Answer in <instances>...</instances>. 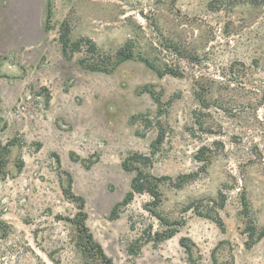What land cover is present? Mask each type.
Here are the masks:
<instances>
[{"label": "rangeland", "instance_id": "374dc122", "mask_svg": "<svg viewBox=\"0 0 264 264\" xmlns=\"http://www.w3.org/2000/svg\"><path fill=\"white\" fill-rule=\"evenodd\" d=\"M232 2L0 0V264H98L69 221L81 212L70 194L114 264H264V239L248 246L246 229L264 228V8ZM130 48L181 75L136 57L87 69ZM196 80L210 86L208 109ZM159 135L144 170L193 177L162 184L158 206L136 194L110 217L135 175L122 162L151 156ZM220 192L222 226L196 214ZM160 219L181 225L148 241Z\"/></svg>", "mask_w": 264, "mask_h": 264}, {"label": "trees", "instance_id": "16d2710c", "mask_svg": "<svg viewBox=\"0 0 264 264\" xmlns=\"http://www.w3.org/2000/svg\"><path fill=\"white\" fill-rule=\"evenodd\" d=\"M241 3L248 4L250 6L254 7H263L264 8V0H241ZM234 6V0L231 4V6ZM167 46H164L165 49L173 53L174 55H177L179 58H182V50L180 47L176 44L171 42L170 44H166ZM93 47V46H92ZM65 51V48H64ZM137 58L139 61L143 62L148 68L153 70L154 72H157L159 76L163 75H172L175 77L180 76L181 74L177 71L163 68L159 69L157 66H155L154 63H152L147 58H144L142 56H134L131 48L130 50H124L120 49L116 52L114 56V61L111 62L110 58H107V61H96V63L89 64L87 66V69L92 72H104L109 73L112 71L113 68H115L120 63H123L128 60H132L134 58ZM210 93V86L208 82H199L196 80L195 82V96L197 100L199 101L200 105L204 109L209 108V103L207 100V95ZM201 126V124H200ZM163 141L162 135H159L158 138L152 143V152L151 156H145L141 154H132L129 155L123 162H122V168L126 172L134 171L135 175L133 176L131 183H130V191L126 193L124 198L121 202L117 203L112 211L110 217H113L115 215V212L120 207H126L129 205L134 196L136 194H147L151 197L153 206H158V204L161 202V192H160V186L164 184L165 182H170L171 178L168 176H155L151 174L149 171L144 170V168L151 167L152 166V155L155 154V148L158 144H161ZM1 145V143H0ZM1 149L6 150V146H3ZM0 149V150H1ZM204 150L208 151L206 147H203L201 151ZM199 152L196 159L199 162L203 163V168H206L209 165V159L210 156H200L199 154H203L202 152ZM1 156V155H0ZM1 159V158H0ZM0 166H2V160H0ZM193 177V174L188 175H181L177 178V181L175 183H172L173 187L175 188H181L187 181H189ZM70 193V192H68ZM70 198H73L76 202L80 205V210L78 216L75 217L72 220H69L71 223H73L76 226V229L79 233L80 239L83 241V247L86 249L87 252H89L98 264H114L113 261L106 256L104 253L102 247L93 240V237L91 233L89 232L88 228L85 225L86 220V214L82 212L84 201L83 198L73 196L70 194ZM241 206L243 210L245 211L246 215H248V205L247 200L245 197V194L242 193L241 195ZM226 202V196L222 192L218 195V200L213 202V206L209 207V212L206 211V213L200 212L199 210H196V214L201 217H206L209 219H212L214 222H216L219 226H222L221 219L219 217V210L223 209ZM162 221V224L165 226V229L162 232H156L154 233V236L149 238L148 241H153L154 243H161L163 241H166L170 238H172L175 233L177 232L178 227L181 225L180 222H174L171 223L167 220L160 219ZM250 242L247 244L248 246H251L252 244H255L256 242L260 241L261 239H264V228L257 229L255 225L252 224V222H249V224L246 226ZM188 240L183 238L180 242L183 247L189 250V247L187 246L186 242ZM137 252V249L134 250L133 248L130 249V254H135ZM191 256V253H189Z\"/></svg>", "mask_w": 264, "mask_h": 264}]
</instances>
